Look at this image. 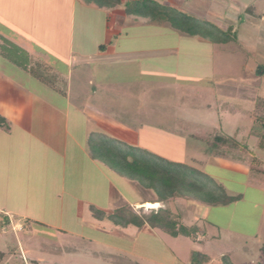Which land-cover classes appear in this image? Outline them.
<instances>
[{
	"label": "crops",
	"instance_id": "obj_1",
	"mask_svg": "<svg viewBox=\"0 0 264 264\" xmlns=\"http://www.w3.org/2000/svg\"><path fill=\"white\" fill-rule=\"evenodd\" d=\"M118 1L119 6L108 9L82 0H0V46H5L4 40L17 46L31 60L30 66L45 69L56 81V88L48 85L29 68L24 70L13 64L0 48V117L4 121L0 125V192L10 188L15 198L2 199L6 195L0 193V212L14 211L17 195H21L14 184L17 178L9 168L11 163L33 167L38 163L36 158L46 162L49 156L57 165L45 164L43 174L56 181L54 189L61 196V213L72 210L70 218L80 216L83 205L87 211L93 205L81 195L80 183L84 177L87 179L88 171L105 185L106 204L101 209L106 212L114 208V195L140 207L152 204L154 209L159 205L140 201L136 187L128 182L134 188V191L129 188L131 198L123 189L118 191L113 186V176L107 175L109 170L89 157L88 137L98 133L127 146L140 144L139 131L109 111H140L128 104V100L134 99L137 104L139 100L143 103L144 94L137 95L139 87L142 90L144 86L177 84L213 87L214 46L199 37L185 36L166 23L155 24L129 16L123 6L129 0ZM154 1L208 21L222 31L228 27L235 29L229 18L234 20L242 15L257 24L263 19V14L253 7L254 0L244 4L241 0ZM23 8L28 12L24 13ZM12 10L16 13L11 14ZM18 19L22 22L20 26ZM60 61L66 63L65 74L53 70L54 62ZM32 82L47 84L48 90L62 99L63 106L57 109L46 96H36V89L30 86ZM130 88L136 91L130 93ZM80 94L84 95L83 104L72 102ZM46 95L49 96L48 91ZM237 135L236 132L234 137L238 138ZM257 139L247 145L253 148ZM211 158L233 164L229 171L248 174L243 164ZM125 182L122 180L124 186ZM91 187L94 190L93 183ZM15 211L18 217L14 220L20 224L30 220L24 210ZM8 218L10 222L13 220L11 215Z\"/></svg>",
	"mask_w": 264,
	"mask_h": 264
},
{
	"label": "rangeland",
	"instance_id": "obj_2",
	"mask_svg": "<svg viewBox=\"0 0 264 264\" xmlns=\"http://www.w3.org/2000/svg\"><path fill=\"white\" fill-rule=\"evenodd\" d=\"M248 1L241 0V3ZM253 4L263 14L262 21L258 24L248 22L242 15L234 20L229 18L228 21L237 29L231 30L235 35L231 33V39L226 43L214 45L213 87H187L184 84L144 86L143 90L139 87L137 95L144 94L143 103L139 100L137 104L134 99L132 102L128 100V104L140 111H109L139 131L140 144L128 147L126 143H119L120 147H139L171 161L185 162L212 175L223 184L228 194L242 195L239 201L223 207H208L182 200L169 206L174 212H179L184 223H197L200 230L206 226L208 237L219 233L220 241L217 251L212 252L210 264H219V251V254L229 252L233 264H264V185L249 180L247 175L229 171L233 164L211 158L205 143L190 136L191 130L200 126L230 137L237 132L239 139L252 145L264 125V72L261 71H264V0H254ZM23 9L24 13L28 12ZM16 22L18 26L22 24L19 19ZM59 40L64 43L61 38ZM258 67L262 69H258L260 73L257 74ZM53 68L64 74L67 70L66 63L61 61L54 62ZM30 86L36 89V96H46L57 109L63 106L62 99L50 92L47 84L32 82ZM121 91L126 92V88ZM129 91L133 93L136 90L130 88ZM78 96L79 99L74 98L72 102L83 104L84 95ZM75 118L72 119L74 124L77 122ZM81 135L83 138L82 132ZM238 138L234 137L239 141ZM259 156L264 168V153L260 152ZM53 160L51 156L46 162L36 158L38 163L33 167L27 164L26 168L11 163L9 168L17 178L14 184L21 195H17L14 211L0 212L1 217L11 215L13 218L9 225L0 228V251H9L0 264H188L191 251H204L202 245L182 236L173 238L156 230L149 234L147 229H123L106 219L98 221L85 205L78 217H69L72 210L61 213V196L54 189L56 181L43 174L45 164L49 167L57 165ZM108 173L113 176V186L118 191L123 189L131 198L133 187L122 178L115 180L118 176L113 172ZM261 177L264 178V174ZM86 178L80 183L82 199L101 209L106 204L105 185L90 171ZM122 180L126 181V186ZM135 189L140 201L149 198L146 192ZM6 190L0 192L6 195L2 199L14 198L12 189ZM113 199L114 208L127 204L136 214H147L152 210L116 195ZM159 207L165 206L159 203L154 210ZM17 208L24 210L30 220H23L21 224L14 220L18 217ZM211 243L214 244V240Z\"/></svg>",
	"mask_w": 264,
	"mask_h": 264
},
{
	"label": "trees",
	"instance_id": "obj_3",
	"mask_svg": "<svg viewBox=\"0 0 264 264\" xmlns=\"http://www.w3.org/2000/svg\"><path fill=\"white\" fill-rule=\"evenodd\" d=\"M82 1L87 4H94L99 8L108 9L120 5L118 0ZM123 6L125 13L129 16L144 18L155 24L166 23L185 36L199 37L213 46L223 42L226 43L231 33L235 35V31H231L232 27L222 31L208 21L198 20L154 0H129ZM4 43L5 46L1 45L0 48L1 53L6 58L24 70L29 68L34 76L56 88L55 79L47 74L45 69L33 68L30 66L31 60L25 52L7 40H4ZM258 69H262V67L257 68V74L260 73ZM41 71L44 73H41ZM3 123L4 121L0 117V125ZM190 136L205 143L207 154L210 157L245 165L248 169V179L258 182L259 185H264V178L261 177L264 174L263 161L257 153L264 152V125H262V129L257 135L258 139L253 148H250L243 141H237L234 137L222 134V132L214 133L206 127H195L191 130ZM119 143L122 144L112 137L92 133L87 140L88 155L92 160L98 162L119 178L126 180L142 193L149 194L147 203H160L165 207L152 209L147 214H136L127 204L114 208L110 212L90 205L89 210L92 217L98 221L106 219L113 226L123 229L129 227L137 230L147 229L149 234L156 230L173 238L179 236L188 238L204 248V251H191L188 264H210L212 252L217 251L216 246L220 241L219 233L216 236L208 237L209 233L206 226L205 229L200 230L197 223L190 225L184 223L179 212H174L169 206L177 200H182L208 207H223L239 201L242 195L228 194L223 184L212 175L186 165L185 162L171 161L139 147L125 149L120 147ZM140 210L142 211V209ZM1 218L0 228L9 225L10 220L7 216L4 215ZM208 224L210 225V223ZM212 240H214V244L211 243ZM219 252H217L219 264H233L229 252L224 251L222 254H219ZM8 254L9 251H0V262Z\"/></svg>",
	"mask_w": 264,
	"mask_h": 264
},
{
	"label": "bare ground",
	"instance_id": "obj_4",
	"mask_svg": "<svg viewBox=\"0 0 264 264\" xmlns=\"http://www.w3.org/2000/svg\"><path fill=\"white\" fill-rule=\"evenodd\" d=\"M146 207L152 209L153 205L152 204L151 205H146Z\"/></svg>",
	"mask_w": 264,
	"mask_h": 264
}]
</instances>
